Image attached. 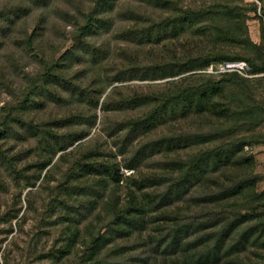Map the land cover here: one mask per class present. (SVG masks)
<instances>
[{"label":"trees","instance_id":"1","mask_svg":"<svg viewBox=\"0 0 264 264\" xmlns=\"http://www.w3.org/2000/svg\"><path fill=\"white\" fill-rule=\"evenodd\" d=\"M0 1V51L20 40L40 54L0 117L1 143L35 145H0V244L30 220L20 251L37 263L264 264V187L250 150L264 143V33L256 44L247 28L255 5L76 0L69 45L48 58L44 12L58 0ZM116 17L124 45L111 49ZM239 62L251 79L205 73ZM76 98L86 113L28 115Z\"/></svg>","mask_w":264,"mask_h":264},{"label":"rangeland","instance_id":"2","mask_svg":"<svg viewBox=\"0 0 264 264\" xmlns=\"http://www.w3.org/2000/svg\"><path fill=\"white\" fill-rule=\"evenodd\" d=\"M4 1H6L8 6H11L10 4L13 2V0H4ZM120 2L126 3L127 0H120ZM186 2L189 3L191 2V0H186ZM260 2L262 5L260 16L257 14V10H256L254 14L252 13L249 15L250 19L247 22L248 35L251 41L256 44L260 42L262 31L264 33V0H260ZM240 3L242 5H254L252 3V0H240ZM77 4L78 2L76 0H58L53 4H51L50 5L51 7H49L44 12V14L47 15L46 16L47 33H46V37L43 39L42 45H40L41 49L39 50L44 54L45 57L51 58L55 54H57L56 57H58L63 53L65 48L69 45V41H67L66 39L69 38L68 36L72 31L73 26L67 23L65 11H67L69 8L71 10H74L75 9L74 6H76ZM1 7L2 6H0V8ZM142 11L147 12L148 9ZM33 12L35 14L37 13L36 11ZM115 22L116 23L113 31H111V33H109L105 37V41L110 43L111 49H118L120 48V46L124 45L123 40H121L120 37H118V30H120L124 26V23H121L123 21H119V18L117 19V17L115 19ZM28 23H30V21ZM100 41L101 40L99 39V42ZM58 50L60 51V53ZM237 51L238 49L232 51L229 54L231 56H234L235 54H237ZM39 56L40 54L37 49L34 50L32 53L25 51L23 49V44L21 43L20 40L12 41V43L7 45L4 49H1L0 77L2 75L7 80L0 78V117L3 114L2 108L6 104H9L10 106H14L16 104V101H18L17 98L19 99L21 98L20 93L24 88H26L25 76L33 75L40 68L38 62L36 61V59L39 58ZM230 72H236V74H238L242 78H246V79L252 78L248 76L247 71L246 73H244L243 71H241V73H238L237 71H230ZM205 73L213 74V75L217 74L214 72V70L211 67H209ZM227 81L229 80L227 79ZM79 100L80 99L77 98L74 99L70 104L71 106H67L64 108H55L52 107V104L47 103L43 107H39L36 108V110L31 111L30 114L28 115L29 117H32L34 121L41 123L48 120L51 116H62L68 114L69 112L86 113L87 112L86 105L84 103H80ZM96 113L98 116L97 125L92 130L91 135L88 138H90L93 135V133L95 132L97 133L98 130L101 128L102 120H101L100 112L97 111ZM257 131L260 134H262L264 138V124H262V126L259 127ZM88 138H86L85 140H87ZM30 144L31 145H27L16 139H9L4 143L0 142L2 149L8 151V154L17 153L21 149L27 148L29 146L31 148L33 146L35 147L33 142ZM250 150L253 153V156L256 161V172L260 175V178L262 179L261 183L259 184V187L262 188L264 187V143L251 145ZM55 176L58 177L59 172H56ZM36 188L32 189V191L37 192ZM39 191L40 192L36 196V199H39V197L43 198L45 196V193L42 192V190ZM25 193L26 192H24V194ZM6 198L7 200H9L8 197ZM3 200H6L5 197L4 199L0 200V206L2 208H3V204H2ZM21 204L23 205V207L25 206L23 201ZM31 226H32V222L28 220L24 227V233L17 232L15 234L14 232L11 235V236L14 235L12 239L11 236H9L6 242L0 244V264H4V255L6 254V251H9L8 254L9 264H43L34 261L36 260L35 256H31L28 255L27 253H22L20 251L21 249H24L26 247V242L28 240L26 241L27 237L25 232H29L30 228H32ZM0 230H2L1 225H0ZM1 238H3L2 235H0V240ZM53 238L54 236H51L49 240H51L52 242ZM12 241H14V243H12ZM42 244H41L42 246L48 247L50 241L49 242L43 241Z\"/></svg>","mask_w":264,"mask_h":264},{"label":"built area","instance_id":"3","mask_svg":"<svg viewBox=\"0 0 264 264\" xmlns=\"http://www.w3.org/2000/svg\"><path fill=\"white\" fill-rule=\"evenodd\" d=\"M252 3L256 6L257 14L260 16L261 7H262L260 0H252ZM230 71H237L238 73H241V71H243L244 73H246V65L245 63L242 62H239L237 64L236 63L224 64L220 66L218 71H216L215 73H224ZM122 172L125 175H130L132 173V171L130 170H122Z\"/></svg>","mask_w":264,"mask_h":264}]
</instances>
